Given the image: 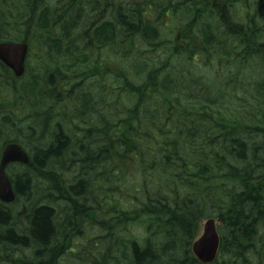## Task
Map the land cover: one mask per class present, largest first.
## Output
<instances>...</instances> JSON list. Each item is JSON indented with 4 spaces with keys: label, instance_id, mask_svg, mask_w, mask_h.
I'll use <instances>...</instances> for the list:
<instances>
[{
    "label": "trees",
    "instance_id": "1",
    "mask_svg": "<svg viewBox=\"0 0 264 264\" xmlns=\"http://www.w3.org/2000/svg\"><path fill=\"white\" fill-rule=\"evenodd\" d=\"M10 1L0 42L43 38L57 64L17 78L0 62V157L9 143L31 156L8 168L18 201L0 205V264H201L192 245L210 218L213 264H264V42L255 71L252 52L225 57L218 27L163 40L93 0H23L15 22Z\"/></svg>",
    "mask_w": 264,
    "mask_h": 264
},
{
    "label": "flooded vegetation",
    "instance_id": "2",
    "mask_svg": "<svg viewBox=\"0 0 264 264\" xmlns=\"http://www.w3.org/2000/svg\"><path fill=\"white\" fill-rule=\"evenodd\" d=\"M95 4L100 10L113 7L116 11L125 5L131 20L136 14L145 18L140 25L192 27L197 38L222 25L226 52L237 58L247 51L259 54L263 44L264 0H95ZM112 22L117 25V18Z\"/></svg>",
    "mask_w": 264,
    "mask_h": 264
},
{
    "label": "water",
    "instance_id": "3",
    "mask_svg": "<svg viewBox=\"0 0 264 264\" xmlns=\"http://www.w3.org/2000/svg\"><path fill=\"white\" fill-rule=\"evenodd\" d=\"M29 46L26 43H0V61L11 69L17 78L25 73V62ZM13 163L30 164L28 154L16 144H8L2 153L0 161V201L12 203L16 194L6 168ZM222 238L215 219L206 220L201 235L192 245L194 257L202 264H212L218 257Z\"/></svg>",
    "mask_w": 264,
    "mask_h": 264
},
{
    "label": "rangeland",
    "instance_id": "4",
    "mask_svg": "<svg viewBox=\"0 0 264 264\" xmlns=\"http://www.w3.org/2000/svg\"><path fill=\"white\" fill-rule=\"evenodd\" d=\"M85 4L89 5L87 2H85ZM9 6H11L10 10H9V15H11V16H15L16 15V18H15V22H16L18 13L23 15V12H22L23 0H12V1H10V5ZM13 6L16 7V8L12 9ZM89 6H93L94 7V6H97V5L95 3H91ZM94 15H95V13H91L90 17L93 18ZM5 21H6V23L8 25L13 23L12 22L13 21L12 18L5 17ZM17 23L18 24L16 26V29L20 31L21 27H22L21 26V21H18ZM8 28L12 29V30H7L8 36H12V34L19 35V36L21 35V33L19 31H14V29L12 27H8ZM31 29H33V28H31ZM178 31H179V29H175V28H172V27H166V30H162L163 40H165L166 38H169L171 41H174ZM36 39L37 40H35V38H33V36L29 39V44H30V47H31V54H30V59H29L28 63H29L30 68L33 65H34V68H35L38 65L36 63V61L41 63L42 60H43L44 64L48 65V67L55 68L56 64H57V61L54 60V59H56V54H55V50H54L53 46L48 41L45 42L43 38L37 37ZM202 39H203V42H205V38H202ZM251 52L255 53V51H251ZM198 56H199L198 60H201V61L203 60V57H205L204 55L201 56L200 54ZM195 58L197 59V56H195ZM235 60L237 61V58ZM236 63L239 64L238 62H236ZM232 67H234V66H230L227 69L232 68ZM198 68L201 69V65ZM216 68H217V65L214 64L213 65V70H216ZM202 70L204 71L203 74L207 75L208 76V80L213 84L214 80L212 78H214L213 74H215V72L214 71L213 72H209L204 67H202ZM249 72H251V69H249ZM219 74L222 77H224V75L227 74V73L223 74L222 72H219ZM199 76H200V74H199ZM247 78H250V77H247ZM258 78H259L258 75H255L253 78L251 77V83L253 85H255V83H256ZM263 78H264L263 76L260 77V79H263ZM222 81L224 82V78H223ZM241 90H242V92L245 93L246 89H241ZM248 91H250V90H247V95H248ZM239 94H241V93H239ZM240 97H243V95H241ZM31 198H32L31 196H29L27 198L24 197L25 200H22V202H25L27 200H31ZM86 203H87V205H89V207H91V205H92L91 203H88V202H86ZM202 229H203V224L201 226L200 234L202 233Z\"/></svg>",
    "mask_w": 264,
    "mask_h": 264
}]
</instances>
